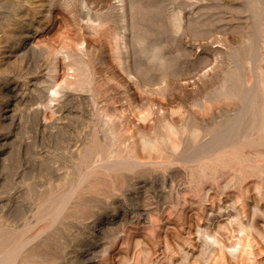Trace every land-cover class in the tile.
<instances>
[{
	"label": "rangeland",
	"instance_id": "1",
	"mask_svg": "<svg viewBox=\"0 0 264 264\" xmlns=\"http://www.w3.org/2000/svg\"><path fill=\"white\" fill-rule=\"evenodd\" d=\"M135 2L0 0V264H264V0Z\"/></svg>",
	"mask_w": 264,
	"mask_h": 264
},
{
	"label": "bare ground",
	"instance_id": "2",
	"mask_svg": "<svg viewBox=\"0 0 264 264\" xmlns=\"http://www.w3.org/2000/svg\"><path fill=\"white\" fill-rule=\"evenodd\" d=\"M120 1H121V4L115 3L116 4V7H115L116 11L115 12H117V15H119L120 18H123L122 21H124V24H123L124 26L122 28L125 27V28H128L130 30V32L131 31L134 32V29L137 26V23H136V19H137V17H136V8H137L136 2H135V0H120ZM177 17H178L176 20L177 27L180 28L181 18L178 15H177ZM252 47H253V45H252ZM254 47L249 49V51L251 50L249 55L252 56V58L257 56V51H256V49H254ZM156 53H157V51L153 52L150 55V59L157 60L159 57H158V54H156ZM240 68L241 67L236 69V71H235V72H237L236 75L228 78V81L226 82V84H224V87H223V90L221 93L223 95H231L234 93L237 94L238 96H240L241 100L244 101L245 106L241 110L240 114L233 116V118L229 119V121L226 122V124L222 125V127L224 129L221 130L219 136H217V135L213 136L211 138L212 140L213 139L214 140L220 139V141H226V140H230V139H238V138L244 137V136L248 135V133L253 130V128L257 122V119L259 117L257 105L259 102V95L262 94L261 86L260 85H256L254 87L253 86H246L244 79H243L242 69H240ZM221 124H222V122L220 123V125ZM247 125H248V127H246ZM204 145L202 147H200V150H202L204 148ZM220 225L222 226V224H219V226ZM206 234H208V237L214 238L215 242L220 243L219 239L216 237V234H210V232H206ZM221 250H223V249H221Z\"/></svg>",
	"mask_w": 264,
	"mask_h": 264
}]
</instances>
